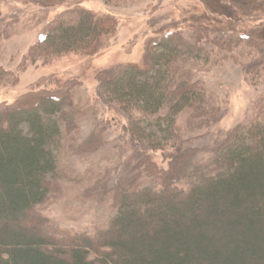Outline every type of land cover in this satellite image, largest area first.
<instances>
[{"label":"trees","instance_id":"1","mask_svg":"<svg viewBox=\"0 0 264 264\" xmlns=\"http://www.w3.org/2000/svg\"><path fill=\"white\" fill-rule=\"evenodd\" d=\"M228 26L170 30L147 42L143 64L97 74L99 96L128 116L131 145L145 153L134 174L118 180V209L107 225L66 235L67 245L31 225L29 215L49 195L65 133L78 127L73 91L80 82L40 78L14 102L0 103V264H264V97L254 116L213 142L205 161H196L199 149L183 144L178 127L184 113L202 125L221 117L189 63L219 64L243 45L249 80L264 84V36L230 34ZM8 27L0 24V41L10 36ZM118 30L114 13L69 7L46 25L22 70L68 53L97 55ZM19 79L0 65V88ZM97 135L86 140L92 144ZM168 149L170 167L161 171L147 153ZM182 158L191 164L178 173ZM144 176L150 181L142 183ZM174 179L186 186H174Z\"/></svg>","mask_w":264,"mask_h":264},{"label":"rangeland","instance_id":"2","mask_svg":"<svg viewBox=\"0 0 264 264\" xmlns=\"http://www.w3.org/2000/svg\"><path fill=\"white\" fill-rule=\"evenodd\" d=\"M252 1L246 3L249 9L244 10V3L236 4V0H111L109 4L103 0H0L4 18L0 24L4 27L9 24L10 32L8 38L0 41V65L20 75L17 84L0 88V103L14 102L40 78H75L80 82L73 91L81 111L76 120L78 127L64 135L58 171L49 180L47 199L29 215L31 225L45 228L46 236L57 241H65L66 235L105 227L118 209L121 190L118 180L134 174L132 167L145 153L144 149L131 145L128 116L99 96L97 74L143 64L147 42L178 28L188 33L192 28L229 24L230 34L245 32L263 37L264 0ZM75 5L97 13H114L119 20L116 38L106 41L97 55L68 53L46 64H28L22 70L30 47L44 37L46 25L61 11ZM232 11L237 14L234 21H230L234 18ZM210 14L215 21L209 18ZM235 53L236 58L219 64L189 63L186 67L193 79L206 87L221 115L208 125L194 123L188 113L178 120L183 144L199 149L193 151L198 162L211 156L209 148L215 140L223 139L230 129L254 116L255 102L264 97V84H253L244 70L245 60L241 58L247 57L246 48L242 45ZM92 132L98 135L91 144L86 139ZM172 153L168 149L147 154L159 170L168 171ZM187 160L177 161L178 173L191 164ZM175 178L179 179L176 175ZM141 179L142 183L150 181L145 176ZM175 184L186 186L184 180H176ZM42 221L44 226L37 224Z\"/></svg>","mask_w":264,"mask_h":264}]
</instances>
